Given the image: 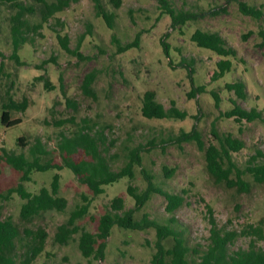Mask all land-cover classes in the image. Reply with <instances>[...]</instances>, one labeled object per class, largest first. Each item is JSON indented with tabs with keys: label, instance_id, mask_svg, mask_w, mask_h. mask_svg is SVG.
Listing matches in <instances>:
<instances>
[{
	"label": "rangeland",
	"instance_id": "rangeland-1",
	"mask_svg": "<svg viewBox=\"0 0 264 264\" xmlns=\"http://www.w3.org/2000/svg\"><path fill=\"white\" fill-rule=\"evenodd\" d=\"M14 1L35 8L34 13L25 15L26 32L35 41L19 50L25 65L19 66L9 58L12 51L10 16L17 8L12 0H0V63H3L0 107L6 92L16 101L24 98L28 101L24 111L11 113L12 118H20L21 123L5 127L0 122V147L28 155L36 138H40L48 151L46 157L52 156L59 161L56 148L60 133L69 134L81 126L93 128L100 137L113 168L124 164L130 149L142 147L141 166L135 167V177L132 180L123 177L107 185L104 193L97 196H92L69 168L32 172L31 181L24 184L33 193L41 186L49 187L52 175L59 172L58 195L67 201L63 211L49 210L25 223L32 229L42 227L47 233L44 250L35 264H151L155 240L151 228L126 230L113 226L104 257L89 261L79 251V232L73 233L66 243L55 238L58 227L67 222L71 211L87 202L84 196L89 199L87 213L73 224L92 232L113 197L120 196L125 209L133 207L134 200L127 194L126 187L129 183L140 189L146 186L141 168L152 174L157 186L183 197L174 216L185 228L190 245L206 244L214 221L221 229L238 232L229 246L231 250L247 248L253 236L249 226L264 219V183H255L248 174L244 175L250 183L248 190L216 183L206 169L204 149L195 141L178 142L176 135L181 129L189 131L195 124L204 147L218 143L213 128L219 137L230 134L242 140L244 146L232 152L239 167H244L256 151L264 154L262 121H236L234 117L223 115L233 106L231 98L241 107L257 108L264 115V0H170L176 8L210 10L180 27H172L170 17L162 13L157 0H120L118 6L113 1L102 0L114 13L113 28L95 15L93 0H77L54 13L38 30H34V24L40 19L38 7L44 1L54 0ZM239 2L259 8L262 15L253 18L242 13ZM196 28L220 33L235 48L236 56L227 57L232 61L231 68L222 77L212 79L216 62L224 57L191 41L190 36ZM56 32L69 37L71 48L76 46L79 36L85 34L80 46L82 57L65 52ZM112 34L122 45L137 38V45L119 51ZM162 39L167 44L166 51ZM40 64L44 70L39 69ZM41 73L49 77L54 89L47 90L42 82L33 79ZM88 73L94 74L90 93L82 87ZM237 81L244 83V97H238L226 87V83ZM198 85H203L205 91L188 95L192 86ZM150 89L165 108L174 102L187 113L186 118L144 117L140 111L141 99ZM211 91L218 94V105ZM66 98L72 99L76 108L68 105ZM58 120L67 122L62 127L56 126L54 122ZM19 136L25 137L24 145L17 141ZM18 179L14 169L0 159V191H5ZM22 202L18 195L0 201V217L10 215L19 223ZM165 205L163 195L153 194L137 216L148 212L154 218L165 219L168 216ZM257 243L264 246V241Z\"/></svg>",
	"mask_w": 264,
	"mask_h": 264
},
{
	"label": "trees",
	"instance_id": "trees-1",
	"mask_svg": "<svg viewBox=\"0 0 264 264\" xmlns=\"http://www.w3.org/2000/svg\"><path fill=\"white\" fill-rule=\"evenodd\" d=\"M16 12L10 16V35L12 51L9 58L17 65L26 64L20 58L19 50L25 45L34 43V37L26 32L28 27L26 14L35 12V8L22 5L21 2L12 0ZM77 0H54L52 2L44 1L38 7L39 21L34 24V30H38L41 25L56 12L62 11L69 6L71 2ZM113 1L118 6L120 0ZM159 9L167 14L171 19L172 27H180L188 21H194L203 17L209 11H195L174 7L170 0H157ZM95 15L102 17L109 28H113L114 13L110 12L102 0H93ZM239 9L242 13L253 18H259L262 12L259 8L248 5L245 2H239ZM216 13V11H212ZM56 37L61 48L70 54L82 57L80 52L81 43L85 34L79 36L74 48L69 46V37L60 32H56ZM197 46L207 48L215 52L218 56L224 57L216 62V70L212 79L222 77L229 71L232 61L227 57H235L236 50L229 45L227 40L220 33L212 30L196 28L191 36ZM112 41L117 44L119 51H125L137 45L138 39L132 42L120 44L119 39L112 34ZM163 50H167V44L162 39ZM0 52V56H1ZM43 63V62H42ZM39 69H43L40 64ZM44 70V69H43ZM3 71V63H0V73ZM42 82L47 90L54 89L55 85L51 83L48 76L41 73L33 78ZM61 77L59 81L61 82ZM94 79L93 73L86 74L82 87L84 91L90 93L91 85ZM62 87V85H61ZM229 90H233L238 97H244V83L234 82L226 83ZM205 91L203 85L192 86L188 95L194 96L197 93ZM65 95V92L63 91ZM211 95L218 105V94L211 91ZM232 107L224 112L226 117H234L236 121L245 120L251 122L260 120L264 123V115L257 108L245 109L238 105L231 98ZM68 105L76 108L75 102L66 98ZM28 107V101L24 98L21 101L14 100L13 96L6 92V97L1 103L0 122L5 127H10L21 123L20 118H12L13 110L24 111ZM141 114L149 119H184L187 116L185 111L176 107L172 102L170 107L165 108L162 103L156 99L155 91L150 89L144 92L140 106ZM197 118L198 116L195 115ZM67 120H58L54 123L56 126L65 125ZM212 132L218 139V143H210L204 147L196 125L193 124L189 131L183 129L176 135V141H195L198 146L205 151L206 169L209 175L216 183H224L228 187H237L238 189L248 190L250 183L245 180L244 175L251 176L255 183H264V154L258 150L250 157L244 167H239L232 158V152L240 150L244 142L230 134L222 137L217 136L215 128ZM24 145L25 137L17 138ZM102 140L96 136L93 128L81 126L72 130L69 134L65 131L60 133L56 151L60 160L54 157H46L48 151L44 149L42 140L36 138L35 143L30 148L29 154L23 152L15 153L7 151L3 146L0 147V159L10 165L18 174V181L9 186L5 191H0V201L8 200L12 195H18L23 202L20 207V222L17 223L8 215L0 217V264H35L37 257L44 250V244L47 233L42 227L32 229L29 227L34 217L41 216L49 210L63 211L66 207V199L58 195L60 187V174L55 172L52 175L49 187L41 186L38 192L33 193L27 190L25 182L31 181L33 171H47L49 169L61 170L69 168L78 178L79 182L86 185L92 196L104 193L107 185H112L123 177L132 180L135 177V167L141 166L142 147L138 146L129 150L126 154L124 164L118 168H113L109 156L102 148ZM141 174L146 182L142 189L129 183L126 187L127 194L133 198L134 206L125 209L124 200L120 196L111 199L110 206L97 219L96 230L94 232L80 228L73 224L87 213L88 202L80 204L71 211L66 223L61 224L55 234V238L60 243H66L71 239L73 233L79 232L77 245L81 255L88 261L91 259H101L104 257L106 241L109 237L112 227L117 226L126 230H146L153 229L155 232L154 251L151 255V264H264V246L259 245L258 241H264V219L256 225L249 226L251 237L247 248H238L231 250L230 244L234 242L238 235L235 230H224L217 227L212 221L210 234L206 244L196 243L190 245L185 236V228L178 222L174 216V211L182 204L183 197L177 193L168 192L153 181V176L141 168ZM161 194L166 199L165 210L168 216L165 219L154 218L148 212H143L137 216V212L145 205L153 194ZM244 233V232H242ZM72 264H82L75 262Z\"/></svg>",
	"mask_w": 264,
	"mask_h": 264
}]
</instances>
